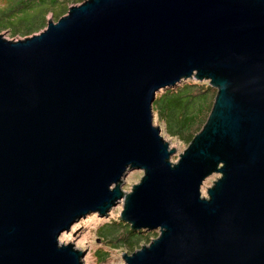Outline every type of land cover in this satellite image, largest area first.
<instances>
[{"label": "water", "instance_id": "1", "mask_svg": "<svg viewBox=\"0 0 264 264\" xmlns=\"http://www.w3.org/2000/svg\"><path fill=\"white\" fill-rule=\"evenodd\" d=\"M189 78L217 92L172 162L153 103ZM120 202L160 230L125 264H264V0H84L0 34V264H84L61 234Z\"/></svg>", "mask_w": 264, "mask_h": 264}, {"label": "trees", "instance_id": "2", "mask_svg": "<svg viewBox=\"0 0 264 264\" xmlns=\"http://www.w3.org/2000/svg\"><path fill=\"white\" fill-rule=\"evenodd\" d=\"M56 7V0H8V6L0 7V30L9 29L13 35H30L47 26V14L52 12L58 19L68 12L66 6ZM50 4L44 8L37 21L31 15L32 7H42V3ZM45 7V6H44ZM33 11V10H32ZM216 96L215 89L207 81L190 78L174 87L158 92L153 103L155 118L164 125L169 137L191 143L194 136L203 128L212 110ZM187 145V146H188ZM116 230H99L102 239L109 241L110 247L126 246L131 252L135 251L141 242L152 240L156 231L134 230L128 223L113 222ZM116 242V244H115Z\"/></svg>", "mask_w": 264, "mask_h": 264}, {"label": "rangeland", "instance_id": "3", "mask_svg": "<svg viewBox=\"0 0 264 264\" xmlns=\"http://www.w3.org/2000/svg\"><path fill=\"white\" fill-rule=\"evenodd\" d=\"M48 1L49 0H47V2ZM67 1L69 0H56L57 2L56 7H61L62 5H65L63 3ZM83 1L84 0H82L81 2ZM47 2L42 3L43 8L38 7V6L32 7L33 11L31 10L30 13L35 18L36 21L41 16V13L43 12L44 8L50 7V4H48ZM81 2L70 1L69 3L66 4V6L70 7L75 4H79ZM8 4H9L8 0H0V7L5 8L6 6H8ZM50 19H53L54 21L58 20V18L52 12H49L47 14V23H48V20ZM45 28L35 33H40ZM0 34H2L7 39H11V40H19L27 36L33 35V34H30L27 36H24V35L15 36L11 33L9 29H1ZM186 80L188 79H184V81ZM202 81L207 82V80H202ZM182 82L183 80L180 83ZM163 90H160L159 92ZM215 92H217L216 89H215ZM154 124L159 125L161 127L162 135L165 137L167 141L170 142L171 147L176 148L177 152L171 158L172 162H176L179 159L180 154L183 153L184 150L188 147L187 146L188 144L181 142L174 137H169L164 129V125L162 123H158L156 118H154ZM143 175H144L143 170H140V169L132 170L131 172L128 173L126 177L123 178L122 188L127 193L131 192L133 185L136 183H139ZM219 177H220L219 173H214L205 179L202 185V188H201L203 196L208 197V192H207L208 188L212 187L214 184V181H216ZM123 209H124L123 202H120L118 205L110 208L109 211L105 214H102L100 212H90L86 216H83L78 221H76L71 226L70 230L64 231L60 236V241L62 243H73L75 244L76 248L85 250L86 255L84 257V264H125L123 254L131 253V251L126 246H123V247L113 246L111 248L110 247L111 243L108 240L105 241L104 239H102V236L99 235V230L101 229L111 231V230H116L118 228V226L115 225L113 222L115 221L120 222V220H122L121 213ZM123 222L126 223L125 221ZM153 231H156V232L152 236V239L160 235L159 229L153 230ZM151 241L145 240L141 242V246L149 244ZM141 246H139L137 249H139Z\"/></svg>", "mask_w": 264, "mask_h": 264}]
</instances>
